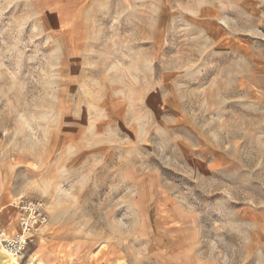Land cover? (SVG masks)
Listing matches in <instances>:
<instances>
[{
    "label": "rangeland",
    "instance_id": "obj_1",
    "mask_svg": "<svg viewBox=\"0 0 264 264\" xmlns=\"http://www.w3.org/2000/svg\"><path fill=\"white\" fill-rule=\"evenodd\" d=\"M20 197V264H264V0H0V235Z\"/></svg>",
    "mask_w": 264,
    "mask_h": 264
},
{
    "label": "built area",
    "instance_id": "obj_2",
    "mask_svg": "<svg viewBox=\"0 0 264 264\" xmlns=\"http://www.w3.org/2000/svg\"><path fill=\"white\" fill-rule=\"evenodd\" d=\"M16 224L11 236L0 235V249L10 258H22L38 233L49 223L48 206L42 199L20 197L15 206Z\"/></svg>",
    "mask_w": 264,
    "mask_h": 264
},
{
    "label": "bare ground",
    "instance_id": "obj_3",
    "mask_svg": "<svg viewBox=\"0 0 264 264\" xmlns=\"http://www.w3.org/2000/svg\"><path fill=\"white\" fill-rule=\"evenodd\" d=\"M0 253L4 257V259L2 260L3 264H20L18 259H15V258H10L9 259V256H7L5 254V252L3 250H1V249H0ZM7 257H8V259H7ZM35 260H36L35 255H32L31 259L27 262V264H33Z\"/></svg>",
    "mask_w": 264,
    "mask_h": 264
},
{
    "label": "crops",
    "instance_id": "obj_4",
    "mask_svg": "<svg viewBox=\"0 0 264 264\" xmlns=\"http://www.w3.org/2000/svg\"><path fill=\"white\" fill-rule=\"evenodd\" d=\"M39 257H41V254H39ZM36 262L37 264H41V260H37Z\"/></svg>",
    "mask_w": 264,
    "mask_h": 264
}]
</instances>
